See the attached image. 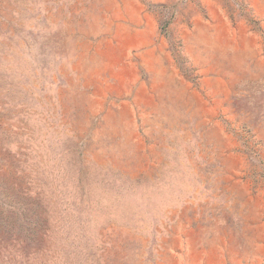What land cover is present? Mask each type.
Returning a JSON list of instances; mask_svg holds the SVG:
<instances>
[{
  "label": "rangeland",
  "instance_id": "1",
  "mask_svg": "<svg viewBox=\"0 0 264 264\" xmlns=\"http://www.w3.org/2000/svg\"><path fill=\"white\" fill-rule=\"evenodd\" d=\"M0 264H264V0H0Z\"/></svg>",
  "mask_w": 264,
  "mask_h": 264
}]
</instances>
